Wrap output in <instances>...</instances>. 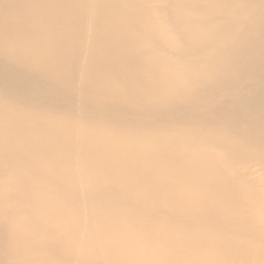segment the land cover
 <instances>
[{
    "label": "bare ground",
    "instance_id": "bare-ground-1",
    "mask_svg": "<svg viewBox=\"0 0 264 264\" xmlns=\"http://www.w3.org/2000/svg\"><path fill=\"white\" fill-rule=\"evenodd\" d=\"M0 264H264V0H0Z\"/></svg>",
    "mask_w": 264,
    "mask_h": 264
}]
</instances>
